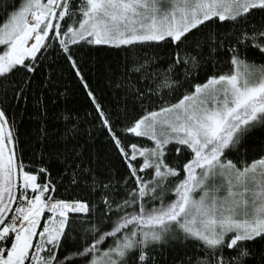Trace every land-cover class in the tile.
Listing matches in <instances>:
<instances>
[{"label":"snow or ice","instance_id":"6c2138e0","mask_svg":"<svg viewBox=\"0 0 264 264\" xmlns=\"http://www.w3.org/2000/svg\"><path fill=\"white\" fill-rule=\"evenodd\" d=\"M0 264H264V0H0Z\"/></svg>","mask_w":264,"mask_h":264}]
</instances>
